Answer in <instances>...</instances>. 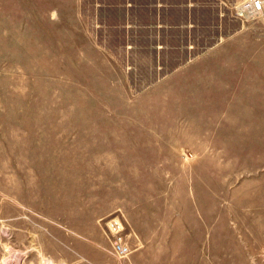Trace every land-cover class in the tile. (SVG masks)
Returning <instances> with one entry per match:
<instances>
[{"label": "rangeland", "instance_id": "1", "mask_svg": "<svg viewBox=\"0 0 264 264\" xmlns=\"http://www.w3.org/2000/svg\"><path fill=\"white\" fill-rule=\"evenodd\" d=\"M241 1L227 0L223 32L255 80L225 92L196 140L171 130L202 119L170 125L157 101L135 100L152 72L111 69L75 0H0V264L10 251L19 264H127L138 251L140 264H264V9L238 19ZM132 141L166 146L149 156L167 158L166 176L134 160ZM113 199L138 248L124 259L106 250L105 217L93 223ZM192 202L209 229L180 228Z\"/></svg>", "mask_w": 264, "mask_h": 264}, {"label": "crops", "instance_id": "2", "mask_svg": "<svg viewBox=\"0 0 264 264\" xmlns=\"http://www.w3.org/2000/svg\"><path fill=\"white\" fill-rule=\"evenodd\" d=\"M75 5L79 20L88 21L95 48L111 69H126L129 78L134 71L152 72V80L144 81L134 95L135 100L159 103L160 113L152 116L171 119L170 125H179L183 118L202 119L196 130L186 128L187 124L181 129L175 125L171 130L174 137L177 133L193 134L195 138L208 134L205 129L210 119L224 115V103L228 101L225 92L246 85L250 75L255 80L254 69L248 73L246 57H242L246 49L229 44L223 32L224 24L231 19L225 9L227 0H75ZM205 141L210 145V139ZM165 147L161 143L132 141L124 148L138 151L134 160L141 165H157L158 171L166 176L167 158L149 157L151 150ZM118 148L111 145V149ZM116 159L112 157V161ZM118 203L119 200L113 201L108 209L93 216L97 233L99 218L118 211ZM191 214L194 221L180 228L211 227L204 223L194 202ZM56 226L58 232L70 237L71 232L65 231L73 228L65 223ZM142 241L139 240L140 244ZM131 256L127 264H140L139 251Z\"/></svg>", "mask_w": 264, "mask_h": 264}, {"label": "built area", "instance_id": "3", "mask_svg": "<svg viewBox=\"0 0 264 264\" xmlns=\"http://www.w3.org/2000/svg\"><path fill=\"white\" fill-rule=\"evenodd\" d=\"M233 14L240 19L243 16L249 19H256L261 16L264 9V0H243L231 6ZM124 216L121 212L106 216L103 220V232L105 233L109 246L106 249L113 257L124 259L131 252V247L127 243L125 236L122 234L124 230ZM4 264H19V259L14 251H10L3 258ZM39 264H65L63 262H54L48 256L40 255Z\"/></svg>", "mask_w": 264, "mask_h": 264}]
</instances>
